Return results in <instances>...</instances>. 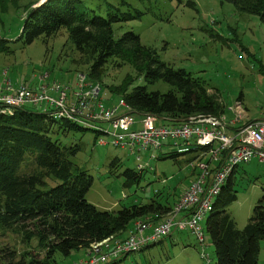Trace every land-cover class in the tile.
I'll list each match as a JSON object with an SVG mask.
<instances>
[{
  "label": "rangeland",
  "instance_id": "374dc122",
  "mask_svg": "<svg viewBox=\"0 0 264 264\" xmlns=\"http://www.w3.org/2000/svg\"><path fill=\"white\" fill-rule=\"evenodd\" d=\"M30 1L35 0H17L16 8L10 6L0 15V38L5 40V50L0 52V84L3 81L1 74L6 70L7 79L15 89L20 85L35 88L41 77L48 75L47 83L57 82L75 90L78 77L89 74V67L77 64L80 54L66 30L47 43L43 38L30 45L17 41L26 15L23 6ZM81 1L90 12L100 17L109 18L113 14L134 16L132 20L113 24L115 37L133 32L144 46L158 52L164 62L204 79L210 93H218L225 103L228 122L236 119L238 104L247 112L243 121L264 120V24L258 16L240 13L233 4L222 0ZM137 14L141 16L136 17ZM101 78L97 83L102 87L100 98L105 108L121 99L111 93L109 87H118L124 81L130 82V90L136 86H148L150 92L167 93L171 90V86L162 80L153 85L146 84L132 65L117 66L115 60L106 65ZM27 108L43 113L39 107ZM156 124L170 122L163 120ZM102 126L109 128L107 124ZM103 138L108 140L109 137ZM54 139L63 145L80 148L72 160L93 178L86 199L101 211L117 213L123 206L148 203L156 191L170 195V203L175 206L194 179L191 163L195 166L197 159L190 162L194 154L163 159L164 154L175 151L172 146H165L156 153H142L138 161V153L131 155L127 150L100 146L99 137L91 130H72L54 135ZM116 158L121 164L112 168L111 163ZM141 165L147 168L139 185L125 188L123 173L127 169L139 170ZM234 182L238 201L228 208V213L243 230L264 195V164L254 160L241 166ZM47 183L51 188L60 181L47 180ZM208 217L201 225L207 252L213 264H217L215 248L207 232ZM34 228L33 224L0 228V264H9L10 260L6 259L8 251L15 254L14 263L20 259L27 261L30 257L37 260L47 257L49 248L39 244ZM78 257L81 258L75 261L86 258L87 253L81 250L68 257L56 254L54 264H71ZM122 264H204V261L201 246L186 230L174 231L162 243L130 254ZM259 264H264V241Z\"/></svg>",
  "mask_w": 264,
  "mask_h": 264
},
{
  "label": "trees",
  "instance_id": "16d2710c",
  "mask_svg": "<svg viewBox=\"0 0 264 264\" xmlns=\"http://www.w3.org/2000/svg\"><path fill=\"white\" fill-rule=\"evenodd\" d=\"M222 1L233 4L240 13L258 16L264 24V0ZM16 4L17 0H0V15L10 6L16 8ZM24 8L26 15L17 38L23 45H30L39 38L47 43L66 30L80 54L77 64L89 67L86 75L89 80L101 82L104 68L115 60L117 66L132 65L146 84L162 80L171 86L167 93L150 92L148 86L130 90L128 81L109 87L111 93L126 101L134 115H151L180 124L194 116L226 114L225 103L218 93H210L204 79L164 62L158 52L144 46L133 32L115 37L113 24L134 19L131 14L100 17L90 12L81 0H46L40 4L35 0ZM4 43L0 38V52L5 50ZM3 110L6 107L0 103V228L33 224L37 241L49 248L47 257L42 260L30 257L16 263L15 254L8 251L9 264H54L56 254L68 257L81 250L87 253L94 243L114 236L126 237L134 222L149 218L156 223L173 210L170 195L165 196L163 191H156L148 203L123 206L117 213L99 210L86 199L93 178L72 160L80 148L54 139V135L60 133L90 129L55 119L46 112H32L27 106L14 108L12 114H3ZM95 133L98 138L99 134ZM184 154H195L190 162L199 157L197 151L191 150L164 154L163 159H176ZM120 164L116 158L111 166L116 168ZM143 171L146 170L127 169L123 173L124 187L139 185ZM47 180L60 183L48 188ZM237 201L232 176L216 199L206 223L217 264H259L264 241V195L243 230L228 213V208ZM130 254L133 253L108 264H122Z\"/></svg>",
  "mask_w": 264,
  "mask_h": 264
},
{
  "label": "built area",
  "instance_id": "2783aa9c",
  "mask_svg": "<svg viewBox=\"0 0 264 264\" xmlns=\"http://www.w3.org/2000/svg\"><path fill=\"white\" fill-rule=\"evenodd\" d=\"M1 75L0 103L6 107L1 111L3 114H12L14 108L24 106L42 108L55 119L68 120L97 132L100 146L127 150L131 155L138 153V161L142 153H156L165 146H172L175 150L172 152L195 150L199 155L196 165L191 163L193 182L164 219L156 223L149 218L138 220L126 237L114 236L93 244L87 257L73 264H108L159 243L171 237L174 231L186 230L201 246L204 264H213L201 223L212 211L224 185L241 166L254 160L264 164V120L243 121L247 112L238 104L237 117L229 122L226 114L220 117L199 115L180 124L157 125L158 119L151 115L136 119L124 99L105 108L100 98L101 85L83 74L78 77L75 90L57 82L47 83L48 75L42 76L35 88L20 85L15 89L7 79V71ZM103 123L109 128H104ZM104 136H108V140ZM146 168L141 165L139 170Z\"/></svg>",
  "mask_w": 264,
  "mask_h": 264
},
{
  "label": "crops",
  "instance_id": "0c3cea01",
  "mask_svg": "<svg viewBox=\"0 0 264 264\" xmlns=\"http://www.w3.org/2000/svg\"><path fill=\"white\" fill-rule=\"evenodd\" d=\"M131 112V111H130ZM139 119V118H138ZM163 120H165V119H158V121H163ZM233 120V119H232ZM167 121V120H166ZM231 121V120H230ZM243 123V122H242ZM242 123L241 124H239V125H236V127H239V126H241L242 125ZM170 124H171V122H170ZM101 125H105V123H103V124H101ZM108 125V124H107ZM104 127V126H103ZM195 155V154H194ZM194 178H195V176H194ZM194 180V179H193ZM125 234H127V233H125ZM84 253H85V250H84ZM85 254H83L81 257H83ZM81 257H78V258H75L74 259V261L75 260H77V259H79V258H81ZM73 262H71V264H72Z\"/></svg>",
  "mask_w": 264,
  "mask_h": 264
},
{
  "label": "clouds",
  "instance_id": "9594fccd",
  "mask_svg": "<svg viewBox=\"0 0 264 264\" xmlns=\"http://www.w3.org/2000/svg\"><path fill=\"white\" fill-rule=\"evenodd\" d=\"M46 1V0H45ZM45 1H43V2H45ZM39 3H42V2H39Z\"/></svg>",
  "mask_w": 264,
  "mask_h": 264
},
{
  "label": "water",
  "instance_id": "95a60500",
  "mask_svg": "<svg viewBox=\"0 0 264 264\" xmlns=\"http://www.w3.org/2000/svg\"><path fill=\"white\" fill-rule=\"evenodd\" d=\"M43 3V2H42ZM40 4V3H39Z\"/></svg>",
  "mask_w": 264,
  "mask_h": 264
}]
</instances>
